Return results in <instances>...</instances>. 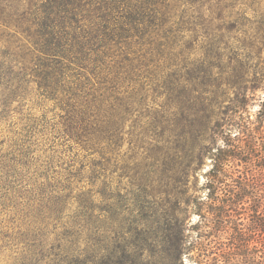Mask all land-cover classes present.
I'll use <instances>...</instances> for the list:
<instances>
[{
    "label": "trees",
    "instance_id": "trees-1",
    "mask_svg": "<svg viewBox=\"0 0 264 264\" xmlns=\"http://www.w3.org/2000/svg\"><path fill=\"white\" fill-rule=\"evenodd\" d=\"M263 48L264 0H0L3 264H90L108 252V232L109 263L118 252L136 261L144 248L130 251L120 218L129 210L152 218L170 264H253L264 109L256 126L239 125L222 103L255 88L263 69L250 61ZM124 136L131 155L152 156L135 164L122 200L107 194L106 174L111 165L113 180ZM207 156L198 200L191 179ZM245 210L260 215L251 229Z\"/></svg>",
    "mask_w": 264,
    "mask_h": 264
},
{
    "label": "rangeland",
    "instance_id": "rangeland-1",
    "mask_svg": "<svg viewBox=\"0 0 264 264\" xmlns=\"http://www.w3.org/2000/svg\"><path fill=\"white\" fill-rule=\"evenodd\" d=\"M248 18H251V15L248 16ZM261 64L262 66V71L259 72L258 79L255 80V88L252 87V79L253 76L250 75V83H247L246 85V94H245V99L244 102H240V95L241 92L238 91L237 89L231 90L229 94L227 95V98H225V102L222 103V106L227 105L229 106V111H228V116L231 115L232 119L235 122H239V125H243V123H252V126H256L257 122L259 121V112L264 109V48L262 51L259 53V58H254L252 61H250V64L254 66L255 64ZM254 80V79H253ZM252 87V88H251ZM223 115V114H222ZM226 118V119H227ZM264 126V124H261ZM247 126V125H245ZM241 126L236 127H231L230 132L231 135H234L239 131ZM126 130V129H125ZM260 132L263 133L262 127L259 128ZM248 134V133H247ZM246 140L249 142V138H246ZM259 144V142H257ZM222 140H219L217 142V145H221ZM134 144H129L127 142V137L124 136V141L121 144L120 148V155H116L117 158V171L115 172V175L112 176L110 175V172L112 170L111 165L107 167L108 172L106 174L107 176V181H106V192L110 196L112 193V187H114L113 191L115 192V195H118V198H121L122 200L124 198H129L130 194L134 192V188L129 184L128 177H131L132 174L135 171V164H144L151 162V158H149L152 155H145L141 149L139 150H133L132 154L129 151L130 148H132ZM215 151V149L213 150ZM134 153H137V155H134ZM128 159H136L137 162L134 164H127ZM256 158L253 156L252 160H255ZM257 162L253 163L251 165V169L256 172L255 169ZM211 167V158L207 156L202 164V166L197 170L196 172V179L194 180L193 178L191 179V185H192V190L191 192L194 193V195L198 196V200H202L206 197L207 195V189L204 188V184L206 181L205 178V173L208 171V169ZM241 168V167H240ZM194 180V181H193ZM113 181V183H112ZM264 192H262L263 196ZM264 198L260 202H262ZM108 206H110V202L107 203ZM254 207V204H252ZM124 210V208H122ZM120 210L119 212H122ZM246 211V210H245ZM131 212V213H129ZM129 212H124L120 216V218H123L125 221L122 226L123 233L125 235L124 241L127 242L131 245L130 246V251L133 253H138L141 252L140 248H144L143 253L140 255V257H136V261L132 259H127L124 258L118 254H115V257H117L118 264H170L167 261H165L161 254V245L160 242L158 243V240L155 238L156 236V229L155 226L152 222V218H149V215L142 214V212H135V211H130ZM247 213V214H246ZM241 221L246 224L248 229H251V223L256 220L257 216L260 217V215H257L255 213H251L250 211H246L245 213L241 214ZM249 216V217H248ZM198 217L195 213H190L188 214L186 218V223L188 225H194L197 223ZM133 221H138L137 223V232L133 230H129V226L133 225ZM144 230L145 232H143ZM143 232V233H142ZM195 234V233H194ZM107 239H103L101 237V242L103 243L102 245L108 246V252H100L98 257L93 258V262L90 264H98L100 261L101 255H105L106 258L104 261L100 264H110L108 258V253L109 251L111 252L113 250L112 247V240L113 236L108 232L106 235ZM96 236H93L92 239H95ZM251 244L249 250V254L251 253L256 261L253 262V264H261V261L263 260V255H264V234H253L251 238ZM131 241H134L135 243H132ZM90 244L94 245L92 241ZM248 253V252H247ZM90 255H93V252H90ZM6 258L1 257L0 258V264H3ZM121 260V261H120ZM114 261V260H111ZM121 262V263H120ZM183 263L184 264H195L192 260L189 259V257H186V255H183Z\"/></svg>",
    "mask_w": 264,
    "mask_h": 264
}]
</instances>
